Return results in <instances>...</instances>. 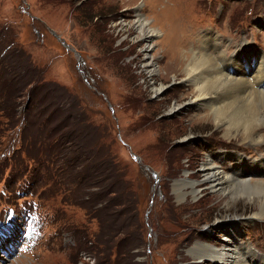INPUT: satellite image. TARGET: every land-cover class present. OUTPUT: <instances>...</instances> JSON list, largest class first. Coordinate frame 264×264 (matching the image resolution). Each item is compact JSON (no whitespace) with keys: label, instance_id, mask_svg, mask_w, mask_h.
I'll return each instance as SVG.
<instances>
[{"label":"rangeland","instance_id":"rangeland-1","mask_svg":"<svg viewBox=\"0 0 264 264\" xmlns=\"http://www.w3.org/2000/svg\"><path fill=\"white\" fill-rule=\"evenodd\" d=\"M138 12L147 20L145 31L158 32L150 41L155 75L144 61L148 44L136 28ZM206 34L217 42L203 40ZM202 40L223 60L258 61L264 57V0H0V57L7 75L2 114L13 115L10 121L0 117L1 152L7 154H0V221L14 215L15 225L5 230L12 238L0 235V264H222L199 261L187 250L197 242L219 246L240 229L239 240L264 255V219L252 216L257 203L220 199L207 186L181 200L173 190L185 172L203 180L200 164L207 154L229 153L215 158L227 171L236 169L233 152L264 158V142L246 146L239 138L228 140L212 121H198L189 103L192 88L175 71L166 76L174 52L197 50ZM222 68L238 71L228 61ZM161 86L164 92L156 93ZM28 87L35 89L33 102ZM178 103L187 107L172 110ZM31 104L41 120L53 116L27 131L39 134L57 124L71 147H96L87 161L93 172L96 162L103 164L96 173L103 179L97 200L87 180L67 189L71 171L56 194L34 189L29 170L12 173L13 160L2 164L21 145V120ZM77 156L85 161L83 153ZM54 178L60 186L56 170Z\"/></svg>","mask_w":264,"mask_h":264},{"label":"bare ground","instance_id":"bare-ground-1","mask_svg":"<svg viewBox=\"0 0 264 264\" xmlns=\"http://www.w3.org/2000/svg\"><path fill=\"white\" fill-rule=\"evenodd\" d=\"M137 14L135 24L140 32V40L148 44L144 53V61L147 66L145 67L148 68L150 75H155L159 72L155 58L153 54H150L152 49L150 41L158 32L154 28L145 31L144 28H147L148 25L147 20L142 17L140 12ZM207 37H212V40L217 42V37L211 36V34L204 35L203 40ZM203 40L201 47L197 50L182 51L177 49L174 52L177 53L174 55L175 57H171V59H176L175 64L171 63L170 68L165 66L166 76L175 71L174 74L183 77L182 81L192 88L189 103L197 108L198 113L196 112L194 115L198 117V121H212L218 128L224 130L228 140L239 138L246 146L262 147L260 143L264 142V132L259 133V130L264 128V57L259 58L256 62L248 60L244 63L242 61L244 56H233L223 60L220 55L213 56ZM248 48L254 56H257V51L253 46L248 45ZM225 61L237 67L238 71L232 73L230 70L222 68ZM155 92H164V86L155 88ZM183 107L187 106L178 103L172 110L180 111L184 109ZM220 155L230 157L229 153H210L204 156V160L200 164V171L204 174L203 180H194L186 172L183 179H176L173 183V190L177 198L181 200L189 195L195 198L199 189L207 186L220 199L230 198L233 201L245 199L257 203L258 210L252 216L260 220L264 219V158L261 159L259 156L256 159L254 157L247 158L233 152L234 161H237L236 169L227 171L215 161V158H220ZM253 219L251 217L243 221L248 223ZM238 220L242 221V218H237L235 222ZM6 232L4 231V234ZM241 232L244 233L240 229L239 234L237 231L233 236L227 234V237H224L225 241L219 246L218 244L197 242L187 251L192 258H197L199 261L211 259L222 264H264V255L239 240ZM258 259L260 263L257 262Z\"/></svg>","mask_w":264,"mask_h":264},{"label":"trees","instance_id":"trees-1","mask_svg":"<svg viewBox=\"0 0 264 264\" xmlns=\"http://www.w3.org/2000/svg\"><path fill=\"white\" fill-rule=\"evenodd\" d=\"M7 56L8 58H10L9 54H7ZM4 59L3 57H0V73H1L0 75V117L3 116L7 120L9 119L8 121H10V118L13 116L12 112L9 111L8 114L6 113L5 115L2 114V112H4L3 104H2V100H3L2 99V96H3L2 81L4 80L3 78H5V76L7 77V75H5L3 71L4 70L3 67L4 65H6V63L4 62ZM24 66L29 67V69L31 68L30 65L29 66L24 65ZM2 74L5 76L2 77ZM37 80L39 82V79ZM25 90L28 91L29 100L33 102L35 99V93H36L35 89L30 88L29 90V87H28ZM22 91L24 90L22 89ZM32 105L33 104H31V107ZM31 107L29 108V110H27L24 116V119L21 120L22 122L24 121V123H26L25 124L26 128L21 129V136H22L21 145L15 148V151L13 152L12 156L6 158L7 154L5 152H1L3 150L4 141L3 140L0 141V154L5 153L6 155L5 158H3L4 161H2V164L4 165L7 162L6 161L7 159L13 160L12 173H14L16 176H20L22 172L26 173V171L29 170L30 175H29L28 181H29V184L34 189H36L35 186H39L41 188L44 187V189L46 188L48 191L55 192L56 194L61 192L62 190L61 187H63L64 185L66 174L71 171L74 177V180L68 184L67 189L71 187L70 184H73V186L76 185L75 190H77V188H79V184H78L79 181L83 185L85 184L83 182L87 180V182L90 183L87 189L93 191L90 196H92L95 200H97V196L95 194L99 193L98 190L101 189L103 179L99 177L96 173L99 171L101 165L103 164L99 166L98 165L99 161L96 162L95 168L98 170L94 169V172H93L92 166L88 164V161H87L90 159L88 155L89 154L88 150H91V153L97 154L96 147L93 144H90L89 147L88 146L87 147L80 146V148L71 147L69 144H67V139L64 136V132L62 131L61 126H58L57 124H54L50 128L46 129L43 133L39 132V134L37 133L33 134L32 132L27 131L29 126H32L36 122H39V123L43 122L45 125V123H47L49 119L51 120L53 116V114H51L49 117H46L45 119L41 120V118L37 117L38 111L35 108L33 107L31 108ZM21 117L22 116H20V119ZM35 117H37L38 119L36 120ZM20 119H19V122L21 123ZM6 136L8 137V134ZM78 152L83 153L82 158L83 160H85L83 161V163H79V158L77 156ZM74 153L76 154L73 157H71ZM110 166H111V163H110ZM77 168L80 169L81 171L77 170ZM55 170L56 172H59V177H61L60 186L58 187H55L56 185V180L54 178ZM77 172L82 173L78 176V178L76 175ZM81 175H83L82 179L80 177ZM95 175H96V178H95ZM111 177L113 179V174ZM112 192L113 191L109 192L108 195H110V193ZM111 202H112V199H111ZM112 209H115V205H113Z\"/></svg>","mask_w":264,"mask_h":264},{"label":"water","instance_id":"water-1","mask_svg":"<svg viewBox=\"0 0 264 264\" xmlns=\"http://www.w3.org/2000/svg\"><path fill=\"white\" fill-rule=\"evenodd\" d=\"M56 37H57L58 39H60V40L62 41V43H63L68 49H71L70 45H69L68 43H66V41H65L63 38H61L58 34L56 35ZM73 50H74V52H75L76 54H78L79 57L81 58V55H80L75 49H73ZM138 159H140V158L138 157ZM153 173H154V175H157L156 172H153Z\"/></svg>","mask_w":264,"mask_h":264}]
</instances>
